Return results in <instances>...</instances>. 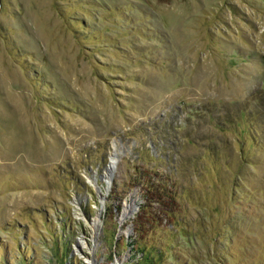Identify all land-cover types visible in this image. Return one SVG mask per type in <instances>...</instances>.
Instances as JSON below:
<instances>
[{"label":"rangeland","instance_id":"rangeland-1","mask_svg":"<svg viewBox=\"0 0 264 264\" xmlns=\"http://www.w3.org/2000/svg\"><path fill=\"white\" fill-rule=\"evenodd\" d=\"M126 263L264 264V0H0V264Z\"/></svg>","mask_w":264,"mask_h":264},{"label":"trees","instance_id":"trees-1","mask_svg":"<svg viewBox=\"0 0 264 264\" xmlns=\"http://www.w3.org/2000/svg\"><path fill=\"white\" fill-rule=\"evenodd\" d=\"M139 183V182H138ZM149 185V183H148ZM152 186L154 187V184H152L151 186L149 185L150 188H152ZM146 189L145 187V205L141 208V212L138 217H137V220H136V226L138 227L136 229V233H137V239L140 238V242H142L143 240H145V225H149L150 222L148 221L147 217L151 216V210L154 206L155 203H158L160 206H162L163 204V197H160L157 199H155L157 202L154 201V197H157V195L153 194L152 192H150L151 190L149 189ZM165 190H163L162 192H165ZM173 190H170V191H167V193L163 194L164 196H166L167 198H174V194L172 193ZM155 193V192H154ZM158 193V192H156ZM153 204V206H152ZM168 214V213H166ZM155 215V214H154ZM168 215H171L173 217V220L174 221H178L175 219V216L173 214H168ZM177 224V222H176ZM136 243V241H135ZM138 243V242H137ZM126 264H129V263H126Z\"/></svg>","mask_w":264,"mask_h":264},{"label":"bare ground","instance_id":"bare-ground-1","mask_svg":"<svg viewBox=\"0 0 264 264\" xmlns=\"http://www.w3.org/2000/svg\"><path fill=\"white\" fill-rule=\"evenodd\" d=\"M116 153H117V151H116ZM116 153L115 154H113L112 155V161H113V164H114V161H115V159H116ZM112 166V165H111ZM113 167V166H112ZM111 168V167H110ZM134 206H132V205H130V206H128L127 208H126V210H125V214H124V219L125 218H129L131 215H132V213H134Z\"/></svg>","mask_w":264,"mask_h":264}]
</instances>
